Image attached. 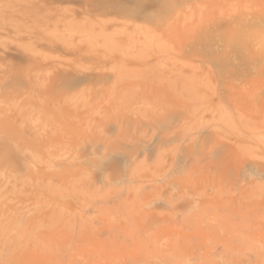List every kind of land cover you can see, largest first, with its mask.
Masks as SVG:
<instances>
[{"label": "rangeland", "instance_id": "374dc122", "mask_svg": "<svg viewBox=\"0 0 264 264\" xmlns=\"http://www.w3.org/2000/svg\"><path fill=\"white\" fill-rule=\"evenodd\" d=\"M0 264H264V0H0Z\"/></svg>", "mask_w": 264, "mask_h": 264}]
</instances>
